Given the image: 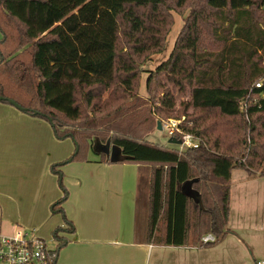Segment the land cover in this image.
<instances>
[{
    "label": "trees",
    "instance_id": "obj_1",
    "mask_svg": "<svg viewBox=\"0 0 264 264\" xmlns=\"http://www.w3.org/2000/svg\"><path fill=\"white\" fill-rule=\"evenodd\" d=\"M186 9L168 57L148 70L143 99L142 64L164 49L172 12ZM0 34V96L46 118L57 137H71L78 150L69 160H84L90 149L113 162L100 147L108 142L119 148V162L151 166L145 241L208 245L203 235L230 231L232 170L264 176V124L257 123L264 116V0H0ZM186 88L174 116L175 93ZM154 116L184 117L182 133L169 138L189 133L198 146L145 139ZM217 116L234 122L223 127ZM191 179L201 207L182 191ZM62 192L51 209L62 211Z\"/></svg>",
    "mask_w": 264,
    "mask_h": 264
},
{
    "label": "rangeland",
    "instance_id": "obj_2",
    "mask_svg": "<svg viewBox=\"0 0 264 264\" xmlns=\"http://www.w3.org/2000/svg\"><path fill=\"white\" fill-rule=\"evenodd\" d=\"M187 13L188 9L179 13L172 12L173 25L165 39L164 49L160 52L153 53L149 59L142 64L141 68L143 69V72L140 75L137 91L138 96L141 98H147L145 82L148 70H153L157 64L168 57ZM168 84L169 83H167V86ZM175 95L177 100L175 101L174 112L172 113L174 116L181 111L182 104L180 101L187 100L188 88L183 92H176ZM0 105L2 106L0 107V111L4 106L12 109V113H7L5 117L3 115L1 116L0 113V234L10 235L16 231L28 232L44 239L49 248H57L58 254H60V251L64 248L66 243L61 242L60 240L62 239L55 238L53 233L57 232V236L64 235L65 237L63 236V239L65 241L70 239L69 231L67 232L68 225L66 224L64 217H67V219L72 218V220L75 219V223L79 226L84 223L83 214L80 212V201L83 197V192L77 190L80 185L79 180L82 178L84 181H89L91 180L89 174L93 173L94 175H99L100 173H103L107 175L109 170L104 164L101 165V169L95 165L93 167L91 166L93 164H101L102 160L100 159V154H96L90 149L83 153L86 157L84 160L71 161L68 158L65 164L57 166V163H55V153L58 150L57 144L59 140H63L64 138H59L55 135L52 124L46 118L23 112L9 102L0 101ZM17 112H22V116H15L19 115ZM190 112L191 109L189 108L187 113ZM143 113L145 114L146 110ZM147 116L148 114L141 117L147 118ZM154 118L157 122H160L162 128L157 129V125H154V120L148 121L147 126L149 127V132L144 135V138L151 142L166 145L168 144L170 135H168L163 124L169 122L170 119L178 120L177 124H179V122H182L185 119L184 117H181L180 119L171 117L167 119L161 118L163 120L160 121L159 118L155 116ZM217 118L222 122L223 127L234 122V120L229 117L217 116ZM259 122L264 124V116L258 119L257 123ZM188 125L190 124L188 123ZM42 127L44 128V133H40ZM182 130V128L178 127L180 134L182 133ZM35 131H38L39 133L36 134ZM261 136L262 137L259 138L258 141L264 140V130L262 131ZM66 138L71 140L72 154L76 148L74 141L71 137ZM228 140H231L230 135H228ZM93 147L94 149L101 147V150H105L104 147H99V142H97L95 138L93 140ZM49 152L52 153L51 157L48 154ZM107 153L109 159L113 158L116 160L118 156H122L119 148L113 145L108 147ZM121 163L126 164L124 167L125 189H128L129 186L135 188V185H137L136 172L138 171L139 166L137 195L139 202L136 223L140 231V228L145 225L144 200H147L148 173L150 172L151 166L148 165L144 167L141 163L137 164L133 162ZM65 165H69L71 168V181L68 174L63 175V177L60 176L59 178L58 175L53 172L55 170H52L53 167L58 170L61 166ZM145 168L148 169L145 170ZM82 170H84L83 172L86 174H81ZM259 170L260 169L255 170L257 174ZM235 173L246 174V172L243 169H234L233 171L234 187L231 216H235L234 223L240 225L239 228L233 230V233H236L234 235H240L244 230H249L250 226L253 227V225H256L251 219L261 221L260 224L264 225V176L258 175L257 177L249 178V181H251L250 184L255 187V190L250 195L254 201L250 202L251 200L248 199L244 202L245 196L243 186L245 181H239L240 178H237ZM118 174H123V169H118L116 175L118 176ZM250 176L252 175L250 174ZM247 177L248 176H245L244 180L248 181ZM93 178H95V176ZM70 183L71 187L69 189H72V196L71 199L69 198V200H67V186H69ZM93 185H96L95 187L98 190L103 188L101 186L102 184L98 186L95 183H92V186H89V188H95ZM86 187H88V185ZM235 187H238V189ZM62 188L67 191L66 198L59 203V205L62 206V211L57 210L58 205H56L54 209H51L59 197L51 202L50 198H57V194L63 191ZM64 202L66 203L65 206L63 204ZM247 203L248 205L245 207L244 205ZM92 204V207L95 205L96 213L86 214V216L93 222H101V220L98 219L100 212H98L97 201L96 203L92 202ZM241 204L244 207L238 210L237 208ZM82 206L84 205L82 204ZM67 211L68 213H71V216H69L71 218L66 214ZM228 236L230 237V235ZM59 243L61 244L59 245ZM231 245L234 247V244ZM216 250L219 252L217 254H220V263L222 261L223 264H226L227 260H233V257L236 256L227 243L221 247V249L217 248ZM223 254L228 256L226 261L223 260ZM221 257H223V259Z\"/></svg>",
    "mask_w": 264,
    "mask_h": 264
},
{
    "label": "crops",
    "instance_id": "obj_3",
    "mask_svg": "<svg viewBox=\"0 0 264 264\" xmlns=\"http://www.w3.org/2000/svg\"><path fill=\"white\" fill-rule=\"evenodd\" d=\"M0 107L2 106L0 105ZM11 111V108L4 106L0 113L1 116L3 115L5 117L7 113L11 114ZM17 113H19V115L15 116H22V112ZM35 133L38 134L39 132L35 131ZM40 133H44L43 127ZM57 146L58 150L55 153V163L65 164L72 152L71 140L68 138L59 140ZM48 154L50 157L52 156L51 152ZM119 157L120 160L122 156ZM113 162L102 160L101 164L91 165L92 167L94 165L98 166L99 169H101V165L104 164L109 170L107 175L103 173L94 175L92 173L89 174L91 180L84 181L82 178L79 180L80 185L77 190L83 192V197L80 201V212L83 214L84 223L80 224V226L77 225L75 219L72 220V218L69 217L71 213H68V211L66 212L68 217L71 218L68 220L72 222L74 231H67L70 234V239L65 241L66 245H64L60 254H58L57 251L54 264H219L220 254H217L219 252L216 249H221L226 243L236 255L233 257V260H227L228 256L223 254L224 259L223 257L221 258L224 261L227 260L226 264H255L257 260L264 259V225L260 224L261 221L251 219L256 225H253V227L250 226L249 230H244L240 235H234L236 233H233L235 228L240 227V225L234 223L235 216H231L234 169L231 172L230 209L227 223V227L230 231L222 238H216L212 235L214 240H209L212 242L208 245L176 246L149 243L142 238L138 226V230L136 228L134 218L136 203L138 204L139 202L137 199L139 166L136 172L137 185H135V188L129 186L128 189H125L124 167L126 164H122L119 161ZM146 166L148 165H144V167ZM118 169H123V174H118L117 176L116 172ZM147 169L148 168H145V170ZM59 170H61L63 175L68 174L71 181L72 172L69 165L61 166ZM84 170L81 171V174H86L83 172ZM235 175L237 178H240L239 181H245L243 186L245 196L244 202L248 199L251 200L250 202H253L254 200L250 195L255 190V187L250 184L251 181H249V178L257 177L258 174H251L252 176H250V174L246 172V174L235 173ZM94 176L95 178H93ZM245 176H248V181L244 180ZM92 183L98 186L102 184L101 186L103 188L98 190L95 187L96 185H93L95 188L91 189L89 186L91 187ZM87 185L88 187H86ZM236 185L239 186L238 184ZM67 187V200H69L72 196V189H69L71 183ZM235 188L238 189V187ZM62 195V192H59L57 198H50V202L55 201ZM96 201L98 203V212H100L98 219H100L101 222H93L86 216V214L96 213L95 205L92 207V202L96 203ZM144 201L145 208L147 201ZM63 204L65 206L66 203L64 202ZM82 204L84 206H82ZM247 205L248 203L244 206L246 207ZM244 206L241 204L237 209L240 210V208ZM228 235H230V237ZM63 236L64 235H60V238L63 239ZM231 244H234V247ZM220 264H223L222 261Z\"/></svg>",
    "mask_w": 264,
    "mask_h": 264
},
{
    "label": "built area",
    "instance_id": "obj_4",
    "mask_svg": "<svg viewBox=\"0 0 264 264\" xmlns=\"http://www.w3.org/2000/svg\"><path fill=\"white\" fill-rule=\"evenodd\" d=\"M260 86V81L254 84ZM245 108V101L241 103ZM178 120L170 119L163 127L168 135L173 136L178 131ZM199 144L197 137L183 133L180 137V147H196ZM214 240L210 234L202 236L201 241ZM54 249L49 248L44 239L28 232L16 231L13 234H0V264H54L56 256H52ZM255 264H264V259L257 260Z\"/></svg>",
    "mask_w": 264,
    "mask_h": 264
},
{
    "label": "water",
    "instance_id": "obj_5",
    "mask_svg": "<svg viewBox=\"0 0 264 264\" xmlns=\"http://www.w3.org/2000/svg\"><path fill=\"white\" fill-rule=\"evenodd\" d=\"M0 100H7L10 104L14 105L15 107H17L19 110H23V108L16 102L14 101L13 99H10V98H6V97H3V96H0ZM162 126L160 124V122H157V129H161ZM168 143H172V144H180V140L176 139L175 137H170L168 139ZM74 144H75V151H77V145H76V142L74 141ZM105 150H103L106 155L108 156V153H107V150H108V147H109V143L107 142L105 145H103ZM120 151V150H119ZM119 156L116 158V160H114L113 158L111 159L112 161H118L119 160ZM196 179H191V180H188L186 182L183 183L182 185V191L184 194L192 197V199L198 203L201 207V201H200V195L199 193L192 189L191 185L193 182H195Z\"/></svg>",
    "mask_w": 264,
    "mask_h": 264
}]
</instances>
